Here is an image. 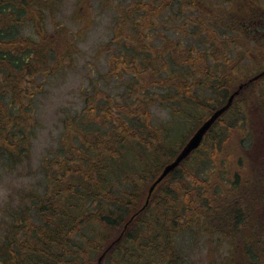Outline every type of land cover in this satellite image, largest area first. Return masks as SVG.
<instances>
[{
  "label": "trees",
  "instance_id": "16d2710c",
  "mask_svg": "<svg viewBox=\"0 0 264 264\" xmlns=\"http://www.w3.org/2000/svg\"><path fill=\"white\" fill-rule=\"evenodd\" d=\"M43 1L0 0L2 170L29 159L32 104L42 91L40 79L56 70L58 59L50 47L52 52L21 35L25 25L43 27L44 10L53 8V2ZM99 1L108 5L111 0ZM172 1L162 0L157 7L135 3L144 13L137 22L128 16L136 33L124 38L134 43L115 56L117 76H107L127 78L132 108L124 110L101 92L105 96L98 93L92 100L95 113L85 97L88 114L64 122L67 138L53 158L41 163L43 192L28 195L15 214L0 264H97L108 247L102 264H179L176 239L188 231L225 242L233 264H264V209L251 205L258 175L248 126L254 111L249 102L259 101L257 85L264 87V75L248 83L264 71V32L248 37L254 35L248 28L259 18V4L224 0L223 9L194 0L192 9H210L212 16L199 27L180 25L179 38L161 47L148 44L150 19ZM121 68L126 76H118ZM242 84L247 85L200 146L138 213L161 169ZM156 102L169 106V122H153L150 108ZM101 111L104 117L97 120Z\"/></svg>",
  "mask_w": 264,
  "mask_h": 264
},
{
  "label": "rangeland",
  "instance_id": "374dc122",
  "mask_svg": "<svg viewBox=\"0 0 264 264\" xmlns=\"http://www.w3.org/2000/svg\"><path fill=\"white\" fill-rule=\"evenodd\" d=\"M196 1L199 6L226 9V6H223L224 0ZM196 1L173 0L170 7H166L157 18L150 19L153 30L150 33L145 32L149 38L148 44L153 43L157 46L168 40H175L182 33L180 25L189 28L199 27L209 16L211 17L210 9H203L201 12L190 7ZM256 1L264 8V0ZM43 2L46 4L53 2V8L44 10L43 27L38 29L35 26L25 25L21 35L39 42L47 48L46 51L52 50L58 61H54L56 70L40 79L42 91L37 94L32 104L34 132L29 159L13 164L11 169H0V258L7 253L3 238L10 232V227L16 223L15 214L23 207L24 199L28 195L43 192L44 177L41 163L53 158L64 139L67 138L64 122L83 116V112L86 111L83 107L85 97L86 100H90L89 110L95 111L96 108H92V100L98 93H107L113 101L125 107L124 110L132 108V103L128 100V92L126 93L127 78L114 80L107 76H117L113 73L115 69L112 67L114 65L117 68L114 62L115 56L122 47L127 48L134 43V41L124 42V38L133 39V34L136 33V30H132L130 21L127 23L129 17L132 22H137L144 13L142 10L138 13L136 6L138 2L142 6L157 7L162 0H111L108 5H104L99 0H44ZM246 44L251 49L252 46L249 43L245 42L243 45L246 46ZM240 63H243V59L239 60L238 64ZM123 70L121 68L118 76H126ZM245 72L244 68L239 69L240 74L244 75ZM254 73L253 71L246 77L253 76ZM256 92L260 100L252 97L253 101L249 102H254V111L253 115L250 113L248 126L249 134L253 137L251 146L255 163L254 174L258 175L257 181L253 184L255 195L251 205L255 209L263 205L264 209L262 185L264 171L260 169L261 165H264V87L261 84L257 85ZM166 107L169 106L160 105L159 102L151 106L152 120L155 124L167 123L171 120L170 111ZM102 113L103 111L97 114V120L103 119ZM86 114H88L87 111L85 116ZM242 131L239 136L244 134L245 130ZM233 135L236 138V135ZM235 141L237 142V138ZM261 179L262 182H260ZM259 196H262V199ZM251 209L254 211V208ZM8 241L9 237L6 238V242ZM176 244L180 255L179 264H233L235 262L228 253L225 242H215L212 238L206 237L203 232L194 234L188 231L176 239Z\"/></svg>",
  "mask_w": 264,
  "mask_h": 264
},
{
  "label": "water",
  "instance_id": "95a60500",
  "mask_svg": "<svg viewBox=\"0 0 264 264\" xmlns=\"http://www.w3.org/2000/svg\"><path fill=\"white\" fill-rule=\"evenodd\" d=\"M264 75V72L251 78L248 80V83L251 84L257 81L259 78ZM247 84H242L237 87V89L230 94L227 98L224 105L217 108L214 112L210 114V116L195 130L192 136L187 140V142L183 145L181 150L178 154L174 157V159L167 165H165L161 171V173L156 177L153 183L149 186L146 194V199L144 202L143 207L139 210L138 213L142 212L145 207L148 205L149 199L153 194L155 188L164 180L166 179L171 173H173L189 156L190 154L195 151L201 144L203 138L210 130V128L214 125V123L229 109L233 100L239 95V92L242 91ZM134 217L130 219L132 221ZM125 229V227H124ZM121 235L118 237L116 242L120 240ZM115 242V243H116ZM110 247L106 248V250L101 254V256L97 260V264H101L102 259L104 258L105 254L109 251Z\"/></svg>",
  "mask_w": 264,
  "mask_h": 264
},
{
  "label": "flooded vegetation",
  "instance_id": "af4514ba",
  "mask_svg": "<svg viewBox=\"0 0 264 264\" xmlns=\"http://www.w3.org/2000/svg\"><path fill=\"white\" fill-rule=\"evenodd\" d=\"M258 2V1H257ZM259 4V18H257L256 20H254V27L253 28H248L249 31H252L254 33V35L252 36V38L254 36H258L260 33L264 32V8Z\"/></svg>",
  "mask_w": 264,
  "mask_h": 264
}]
</instances>
